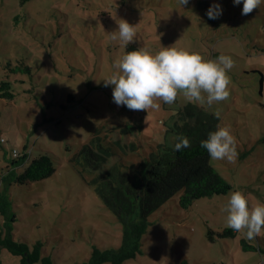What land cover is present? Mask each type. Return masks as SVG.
<instances>
[{"label":"rangeland","instance_id":"1","mask_svg":"<svg viewBox=\"0 0 264 264\" xmlns=\"http://www.w3.org/2000/svg\"><path fill=\"white\" fill-rule=\"evenodd\" d=\"M213 2L223 8L218 19L206 15ZM242 6L233 0L183 6L179 0H0V83L10 81L15 94L0 97V264H22L24 253L39 256L34 264H84L91 257L99 264H264V232L247 240L243 230L225 226L222 211L237 190L250 205L264 202V4L246 16ZM121 18L135 26L128 45L137 49L155 53L176 42L205 59L231 56L228 98L201 106L179 93L172 104L157 99L159 109L118 106L103 79L127 51L110 39ZM189 103L219 112V126L234 135L235 160H210L232 188L188 208L176 194L146 220L139 211L120 219L97 194L95 178L115 163L139 164L159 144L173 146ZM96 135L115 155L87 170L75 157ZM15 148L27 157L18 166ZM41 154L51 156L54 174L21 183L19 174ZM227 229L234 235H223ZM242 240L256 249H244Z\"/></svg>","mask_w":264,"mask_h":264},{"label":"clouds","instance_id":"2","mask_svg":"<svg viewBox=\"0 0 264 264\" xmlns=\"http://www.w3.org/2000/svg\"><path fill=\"white\" fill-rule=\"evenodd\" d=\"M179 3L187 5L189 0H179ZM233 4H242L241 15L246 16L259 9L264 0H233ZM222 13L218 2L206 10L209 19H218ZM116 23L110 39L127 46L136 35L135 26L123 18ZM174 44H161L155 53L147 48L126 51L114 61V71L103 82L105 86H112V99L118 106L131 110L159 109L157 99L172 104L179 93L201 106H212L228 98V70L234 66L233 58L220 54L216 59H205L198 52L177 48ZM215 115L218 117L219 112ZM200 145L213 160L233 162L237 156L236 139L227 126H217ZM188 147L190 140L186 136L179 137L174 145L176 151ZM222 211L226 213L225 226L236 232L243 230L247 240H254L264 232V202L250 205L246 195L237 190L229 193Z\"/></svg>","mask_w":264,"mask_h":264},{"label":"trees","instance_id":"3","mask_svg":"<svg viewBox=\"0 0 264 264\" xmlns=\"http://www.w3.org/2000/svg\"><path fill=\"white\" fill-rule=\"evenodd\" d=\"M202 3H199L200 7ZM135 49L137 47L134 44L127 46V51ZM25 69L29 70V67L26 66ZM261 83H263V75ZM14 96L11 82L2 81L0 97L12 99ZM195 110L193 104L186 105L181 112L182 123H177L175 128L177 133L175 143L179 137L186 136L190 140V147L176 151L175 144L173 146L159 144L157 151H152L149 157L139 164L126 166L115 163L95 178L97 194L120 219L130 217L139 211L140 217L146 220L176 194L179 195L177 199L179 205L188 208L197 199L225 194L232 188L211 164L210 156L200 145L201 140L206 139L209 132L217 129L220 117L201 108ZM114 155L113 147L104 146L100 136L96 135L91 142L82 145L75 158L85 169L94 171L99 170ZM26 158L22 155L16 156L12 164L18 166ZM124 167H135L134 173L125 172ZM55 170L51 156L41 154L29 162L18 179L21 183L41 180L53 175ZM223 235L234 234L231 229H227ZM242 244L246 250L256 249L245 240H242ZM24 254L22 264H34L39 259V256ZM100 261L91 257L89 262L84 264H99ZM43 263L45 264V261ZM183 264L188 263L183 262Z\"/></svg>","mask_w":264,"mask_h":264},{"label":"built area","instance_id":"4","mask_svg":"<svg viewBox=\"0 0 264 264\" xmlns=\"http://www.w3.org/2000/svg\"><path fill=\"white\" fill-rule=\"evenodd\" d=\"M17 152H18V150L15 148V149H13V153H14V155L16 156L17 155ZM18 156V155H17Z\"/></svg>","mask_w":264,"mask_h":264}]
</instances>
